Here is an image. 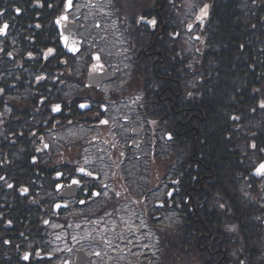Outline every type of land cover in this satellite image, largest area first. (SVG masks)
<instances>
[{
  "label": "flooded vegetation",
  "instance_id": "obj_1",
  "mask_svg": "<svg viewBox=\"0 0 264 264\" xmlns=\"http://www.w3.org/2000/svg\"><path fill=\"white\" fill-rule=\"evenodd\" d=\"M77 11L78 0H72L69 9L67 0H0V177L4 178L0 179V190L13 196L11 201L0 196V202L18 209L14 215L0 212V264H133L132 252L114 250L111 243L119 238V230L112 226L127 220H134L136 231L144 229L146 234L155 222V229H151L162 248L163 214L169 205L163 195L162 175L155 177L148 195L134 193L141 182L140 170L133 168L125 145L108 157L88 150L95 140L92 132L99 126L123 129L122 139L132 146V133L128 135L126 130H144L147 125L143 104L135 98L141 96L139 87L153 80L143 75L139 59L135 61L140 69L137 76L144 81L139 85L133 84V74L123 73L122 66L109 62L103 50L83 59L88 45L83 36L84 19ZM36 16L45 20L41 31H34ZM74 22L82 40V56L76 60L79 67L86 65L88 73L78 75L79 67L76 72L74 65L75 78L60 36V27ZM38 44L48 47L47 51L32 54L30 46ZM123 44L131 54V48ZM50 48L54 53H48ZM137 53L140 55V50ZM149 54L154 53L143 52L144 56ZM156 55L162 56L160 48ZM43 59L47 64L40 67ZM29 60H33L32 65ZM68 81L76 88L74 94L68 93ZM159 93L155 103L162 101ZM69 101L75 102L77 109L88 104L84 107L86 116L68 119ZM56 104L61 106L58 112L52 110ZM84 121L89 125L88 134L73 138L75 143L58 139L66 123L77 122L75 126L83 127ZM137 139L140 147L142 138ZM100 142L114 148L106 138ZM20 145H25L26 152L18 151ZM75 180L80 183H73ZM32 233L37 236L30 237Z\"/></svg>",
  "mask_w": 264,
  "mask_h": 264
},
{
  "label": "trees",
  "instance_id": "obj_2",
  "mask_svg": "<svg viewBox=\"0 0 264 264\" xmlns=\"http://www.w3.org/2000/svg\"><path fill=\"white\" fill-rule=\"evenodd\" d=\"M114 1L127 41L135 38L154 53L143 60L142 73L153 80L146 83L149 98L156 97L149 91L154 85L170 109L160 118L169 115L164 120L173 134L171 161L178 157L177 184L165 209L174 211L180 223L164 228L162 264H264V187L253 176L264 159V108L259 107L264 100V0H194L199 9L191 22L199 39L193 47L181 36L174 38V30L190 18L188 0ZM38 16L34 31L45 23ZM140 17L155 19L156 27ZM30 48L38 54L48 47ZM158 48L162 56L156 55ZM46 64L43 59L40 67ZM74 109L68 119L75 117ZM18 151L26 152L25 145ZM0 196L13 198L5 189ZM8 205L0 202V212L18 213Z\"/></svg>",
  "mask_w": 264,
  "mask_h": 264
},
{
  "label": "rangeland",
  "instance_id": "obj_3",
  "mask_svg": "<svg viewBox=\"0 0 264 264\" xmlns=\"http://www.w3.org/2000/svg\"><path fill=\"white\" fill-rule=\"evenodd\" d=\"M114 7L115 4L113 0H78V11L77 14H82L83 19H84V38L86 40L87 49L85 51V54L82 56L83 59H85L86 54L88 55L91 52L97 51V50H103L104 55L106 56L107 60L109 62H115L116 64H119L122 66V72L123 73H129V69L126 67L127 64L125 62L126 57H129L128 55H125L124 57H121L119 53L124 54L127 52V49H125L123 46V37L118 31V22L116 18L114 17ZM199 9V5L194 1V0H188V7L186 8V16H190V18L186 19V22L184 23L183 26L180 27V34L181 39L179 40H184L186 42L192 43L193 35L194 32H189L187 30V25L189 22L194 20L196 18V10ZM197 29H195V34H197ZM126 68V69H125ZM88 74L87 73V67L85 64H83L81 67H79V73L80 74ZM119 76L123 78V74L118 72ZM75 76V72H72V77ZM69 82V81H68ZM117 86V85H116ZM110 87V86H109ZM108 87V88H109ZM71 90V93H75V86L71 82L68 83L67 85V90ZM151 102L149 98L144 97V104L142 107V112L147 113L151 110ZM151 129L146 128V132L144 135V146H142L141 149L138 150L139 153H149L150 152V147L147 146L150 142V138L148 135L150 134ZM89 133V129H86L84 127H78L74 126L72 123L69 126H65V128L62 131V134L58 136L59 138L63 139H71L73 138L86 135ZM95 136L101 137V135L108 134L110 137H114L115 139V144L122 147L123 141L120 139L122 137V133H124L123 129L120 128H106V127H98V130L93 132ZM127 133V130H126ZM125 133V134H126ZM161 137H163V134H160ZM160 137V138H161ZM120 139V140H119ZM162 141V138L160 139ZM97 152L104 153L105 157L107 156V149H104L101 143H98L96 146ZM157 151V149H156ZM155 151V152H156ZM148 174H150V171H148ZM264 185V182H263ZM143 186V187H142ZM146 184L141 183L139 186L134 187L133 191L134 193L139 194L142 188H144ZM166 193V190H164V194ZM263 197H264V190H263ZM152 202L149 201V205H151ZM164 220V226L166 227H176L179 223L178 218L175 217V215L172 214H164L163 217ZM120 225V224H119ZM116 226V227H119ZM130 224H125L124 227H128ZM125 241V240H124ZM127 241V240H126ZM128 242H135V240L130 239ZM113 249H120L123 248V246L117 248V245H112ZM149 244L146 243V245H143V248L147 249L149 248ZM150 253V257H148L146 260H154L153 263H156L159 253H160V248L158 249L157 252L154 251H145L144 254ZM140 254V253H138ZM143 254V255H144ZM142 255V256H143ZM134 257H139L134 253ZM145 259L143 260V262Z\"/></svg>",
  "mask_w": 264,
  "mask_h": 264
},
{
  "label": "snow or ice",
  "instance_id": "obj_4",
  "mask_svg": "<svg viewBox=\"0 0 264 264\" xmlns=\"http://www.w3.org/2000/svg\"><path fill=\"white\" fill-rule=\"evenodd\" d=\"M40 2H41V0H37V3H40ZM67 7H69V8L72 7V0H67ZM206 8H207V6H205V10H202L203 13H204V15H207ZM16 11L19 12L20 9H16ZM61 19L66 20L67 17L66 16H62ZM140 21L143 22V23H145V24H147L148 26H150L152 28H155L156 25H157V21L155 19L146 20L144 17H140ZM57 23H59V21H57ZM7 27L8 26L5 24L4 25V28L6 29ZM37 27H39V25H37ZM0 31H3V29H0ZM65 41L67 42V38L66 37H65ZM54 51H55L54 49H51V48L48 49V53L49 54L54 53ZM72 51H77V49L73 47L72 48ZM97 59H98V57H97ZM93 67H95V65ZM0 91H2V90H0ZM256 91L259 92L258 89ZM80 107L84 108V107H87V105L82 104V105H80ZM259 107L264 108V100H261L260 101ZM52 110L58 112V111L61 110V106L59 104L53 105ZM254 110L255 109H253V111ZM235 119H238V117H235ZM101 123L106 124V123H108V121L107 120H102ZM45 147H47V145H45ZM251 147L252 148H256V145L255 144H252ZM261 151H264V149H261ZM80 171L83 172L85 170L83 168H81ZM57 175H60V174L58 173ZM88 175H91V173H88ZM255 175L264 177V163H260L259 166L255 168ZM0 179H4V178L3 177H0ZM73 183L79 184L80 181L75 180V181H73ZM9 187H11V185H9ZM24 191H27V189H24ZM95 195H99V193H95ZM81 203H83V201ZM220 206L221 207H224V205H220ZM231 230L232 231H235L236 230V227L235 226H232ZM24 259L27 260L28 259V256L25 255Z\"/></svg>",
  "mask_w": 264,
  "mask_h": 264
},
{
  "label": "water",
  "instance_id": "obj_5",
  "mask_svg": "<svg viewBox=\"0 0 264 264\" xmlns=\"http://www.w3.org/2000/svg\"><path fill=\"white\" fill-rule=\"evenodd\" d=\"M68 9H69V7H68ZM75 30H76V27H74V26H70L68 29L67 28L62 29V30L60 29L61 35H62L61 38L65 42L64 45H65L66 50L71 51L73 53L78 51V49H79L78 46L80 44V41L76 38V36L74 34ZM65 37L67 38V42L65 41ZM73 47L76 48L77 51H72ZM261 163H264V161ZM253 175L257 176V175H255V170L253 172ZM259 177H261V176H259Z\"/></svg>",
  "mask_w": 264,
  "mask_h": 264
}]
</instances>
